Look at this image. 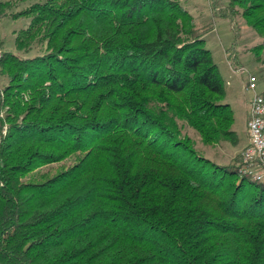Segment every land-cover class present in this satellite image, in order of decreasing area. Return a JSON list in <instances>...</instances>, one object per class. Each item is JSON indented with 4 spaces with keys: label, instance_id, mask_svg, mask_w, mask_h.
<instances>
[{
    "label": "trees",
    "instance_id": "16d2710c",
    "mask_svg": "<svg viewBox=\"0 0 264 264\" xmlns=\"http://www.w3.org/2000/svg\"><path fill=\"white\" fill-rule=\"evenodd\" d=\"M23 1L0 2L28 19L19 54L0 35V264H264V181L189 133L237 144L204 35L241 17L259 59L264 0L202 25L178 0Z\"/></svg>",
    "mask_w": 264,
    "mask_h": 264
},
{
    "label": "rangeland",
    "instance_id": "374dc122",
    "mask_svg": "<svg viewBox=\"0 0 264 264\" xmlns=\"http://www.w3.org/2000/svg\"><path fill=\"white\" fill-rule=\"evenodd\" d=\"M7 1V0H0ZM15 3L11 12H18L24 9L29 2L23 0H11ZM194 17L197 25L206 24L213 21V16L209 0H178ZM227 0H219L218 5L225 4ZM234 30L229 20L217 19L214 28L204 35L205 47L211 52L214 63L224 82L225 95L222 102L229 104L233 114V130L235 131L238 142L233 145L229 142H219L211 146H204L198 136L189 129V133L196 142V149L205 157L218 164H229L237 160L241 150L246 144V120L248 117L247 109L250 92L243 90V84L247 74L257 78L258 90L264 89V51L257 59L250 48L260 43L262 38L255 30L246 25L241 17L235 18ZM28 25L26 18H13L11 15L0 19V35L3 39V50L17 53L14 48V39L17 32ZM235 31V32H234ZM235 41L234 51L236 55L235 65H230L225 56V49L229 48ZM41 51L37 46L28 53L22 55H35ZM21 54V53H20ZM232 69H244L240 71V76L235 74ZM69 162L49 164L41 169L39 173H53L55 170L65 166Z\"/></svg>",
    "mask_w": 264,
    "mask_h": 264
},
{
    "label": "built area",
    "instance_id": "2783aa9c",
    "mask_svg": "<svg viewBox=\"0 0 264 264\" xmlns=\"http://www.w3.org/2000/svg\"><path fill=\"white\" fill-rule=\"evenodd\" d=\"M240 75L244 69H232ZM257 78L247 74L243 90L250 92L246 120V144L241 150L240 172L256 181H264V96Z\"/></svg>",
    "mask_w": 264,
    "mask_h": 264
},
{
    "label": "crops",
    "instance_id": "0c3cea01",
    "mask_svg": "<svg viewBox=\"0 0 264 264\" xmlns=\"http://www.w3.org/2000/svg\"><path fill=\"white\" fill-rule=\"evenodd\" d=\"M236 74V73H235ZM238 75V74H237ZM240 76V75H239ZM247 114H248V109H247ZM246 132V131H245Z\"/></svg>",
    "mask_w": 264,
    "mask_h": 264
}]
</instances>
